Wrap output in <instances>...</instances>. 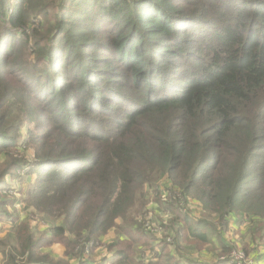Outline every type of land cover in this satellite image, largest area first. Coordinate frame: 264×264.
Masks as SVG:
<instances>
[{
    "label": "trees",
    "instance_id": "16d2710c",
    "mask_svg": "<svg viewBox=\"0 0 264 264\" xmlns=\"http://www.w3.org/2000/svg\"><path fill=\"white\" fill-rule=\"evenodd\" d=\"M40 17L42 80L21 56ZM17 171L37 177L24 200L55 225L19 235L5 264H204L190 256L214 243L210 264H231L234 225L264 245V0H0V193ZM163 176L183 205L159 196L171 219L146 227L129 214ZM56 242L67 260L43 254Z\"/></svg>",
    "mask_w": 264,
    "mask_h": 264
},
{
    "label": "rangeland",
    "instance_id": "374dc122",
    "mask_svg": "<svg viewBox=\"0 0 264 264\" xmlns=\"http://www.w3.org/2000/svg\"><path fill=\"white\" fill-rule=\"evenodd\" d=\"M14 0H9V3H12ZM59 0H56V3ZM58 7V6H57ZM56 13L58 12L56 8ZM49 19L40 17L38 20H36L34 29H35V35H41L43 36V39L39 41V45L36 47L35 42L38 41L36 39L32 38V44L33 52H30L29 50H25L24 47H22L21 50V56H27L30 57V60L32 62V68L30 69V72L34 75L36 79H44L48 76V74L51 72V61L49 59H52L51 53H50V46L51 41L49 38V35L47 33V29L49 26ZM53 24V22H51ZM34 33H30V36L32 37ZM36 40V41H35ZM82 47L84 44H81ZM102 54H99L101 56H106L107 52H101ZM44 55H48V60H45ZM64 55V52L57 54L56 57L62 59ZM40 60H44L40 61ZM56 75H59V71L54 72ZM15 79V78H14ZM27 128H24L21 133V139L20 142H24L26 140L28 129H32L34 127L33 122L28 123L26 126ZM43 132V131H42ZM40 132V135L41 133ZM58 135L59 134H55ZM54 138V136H53ZM30 152L27 153L28 158H32L31 153L33 154V150H29ZM16 175H19L18 180H9L8 186L3 190V192L0 193V196H2L3 199L6 201L11 199H15L13 207L5 206L4 209L8 210V214L11 216H15V221L8 220L7 217H5L3 214L0 213V264H5L7 259V253L9 251H12L14 249H20V243L21 238H18L19 235L22 234H32L33 236H48L49 231L53 228V221L47 220V218L43 214H39L38 212H35V210L24 200V197L26 195V192L28 188L31 186V183L36 181V176H27L25 174V171H17ZM144 199L143 202H139L135 205V207L130 212V216L133 219H136L137 221H141L143 219H150L147 221L146 227L152 226V221L156 219H162L167 223L171 219V217L168 216V213L164 211L163 213H155V211L159 212V208L156 205V200L159 199L164 203L169 202L171 204L178 203L180 206L182 203L178 201L179 197L183 199V194L180 191V189H176L173 186V183L169 181L167 176H163L159 178L158 181H156L154 188L147 187L144 189ZM186 210H188L192 217L197 219H202L206 216V211L202 204L197 201H189V204H187L184 207ZM120 222V220H119ZM59 223V222H57ZM153 229H157L156 224L153 225ZM236 233V236L234 235ZM155 235L159 238V240H163L162 238L165 237V233H161L159 230L155 232ZM233 235V238H236V242L238 245L237 249L244 250L241 248L242 242L245 243V239L248 237L250 239V235L248 232V227L244 228V231L242 233V236L240 233L237 232V230H232V233L230 236ZM49 237V236H48ZM107 238L104 239V243H107L106 245L112 244L115 239L117 238L115 231L109 233ZM217 248V244L211 245L210 248H208L210 251L203 252L202 254H198L196 251L192 252L193 256H190L194 260L198 262H210L217 258V252L215 253L214 250ZM64 246L62 244L53 243V244H46L43 246V254H49L55 261H63V259L67 260V257L64 255ZM115 251V250H114ZM113 251V253H114ZM106 250H98L93 257L92 260L99 261L101 258H103L106 255ZM27 256L23 257L24 259ZM21 258V260L23 259ZM221 260L228 259L229 260V254L226 256L220 257ZM70 263L75 264V262L71 259L69 261Z\"/></svg>",
    "mask_w": 264,
    "mask_h": 264
},
{
    "label": "crops",
    "instance_id": "0c3cea01",
    "mask_svg": "<svg viewBox=\"0 0 264 264\" xmlns=\"http://www.w3.org/2000/svg\"><path fill=\"white\" fill-rule=\"evenodd\" d=\"M245 227H249V226L248 225H244L241 228H239V227L234 225V229L232 228V230H237V232L240 233V235L242 236V233H243ZM234 235L237 237V235L235 233H234ZM105 238H107V237H105ZM245 243H248V245H249V249H248L247 252L253 257V259L255 260V264H264V245H258L257 246L254 243H251V240L248 237L245 239ZM245 243L242 242V245L245 244ZM214 245H215V243H214ZM206 251H210V250L208 248H206L204 253ZM219 251H220V248L218 247V244H217V248L214 250V252L218 253ZM214 260H212L210 262H206V263H204V262H200V263L210 264Z\"/></svg>",
    "mask_w": 264,
    "mask_h": 264
},
{
    "label": "built area",
    "instance_id": "2783aa9c",
    "mask_svg": "<svg viewBox=\"0 0 264 264\" xmlns=\"http://www.w3.org/2000/svg\"><path fill=\"white\" fill-rule=\"evenodd\" d=\"M183 205V199L180 198ZM181 205V207H182ZM184 210H186L183 207ZM229 261L231 264H255L253 257L245 250L235 249L229 255Z\"/></svg>",
    "mask_w": 264,
    "mask_h": 264
}]
</instances>
